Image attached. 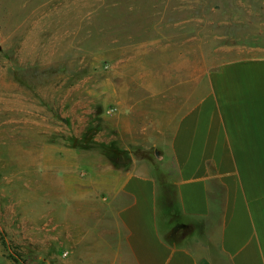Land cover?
Segmentation results:
<instances>
[{
    "label": "rangeland",
    "instance_id": "obj_1",
    "mask_svg": "<svg viewBox=\"0 0 264 264\" xmlns=\"http://www.w3.org/2000/svg\"><path fill=\"white\" fill-rule=\"evenodd\" d=\"M0 46V264H112L114 209L104 192L72 193L89 186L65 152L75 142L104 158L112 142L149 151L164 237L228 264L218 200L194 228L164 223L169 139L207 72L264 55V0H0Z\"/></svg>",
    "mask_w": 264,
    "mask_h": 264
},
{
    "label": "crops",
    "instance_id": "obj_2",
    "mask_svg": "<svg viewBox=\"0 0 264 264\" xmlns=\"http://www.w3.org/2000/svg\"><path fill=\"white\" fill-rule=\"evenodd\" d=\"M206 84L169 139L182 221L194 228L193 220L208 218L218 200L220 253L228 264H264V55L226 59L207 72ZM65 152L89 184L72 193L104 192L110 199L119 226L112 264H203L189 248L164 239L155 167L134 159L123 170L89 149Z\"/></svg>",
    "mask_w": 264,
    "mask_h": 264
},
{
    "label": "trees",
    "instance_id": "obj_3",
    "mask_svg": "<svg viewBox=\"0 0 264 264\" xmlns=\"http://www.w3.org/2000/svg\"><path fill=\"white\" fill-rule=\"evenodd\" d=\"M77 141V140H75ZM102 149L103 155L118 169H123L125 170V166H123L120 163V159H131V156L137 157L142 160H150L149 157V151H142L139 152L138 150L135 151H127L123 150L117 147V145L112 142L109 144H100L98 145ZM73 147L76 148H82V149H90L89 146H80L76 142L73 144ZM176 189V196L170 197L168 190L164 191L163 190V197L165 198L166 206H165V225L167 226L169 232L172 234L178 230V228L186 226L185 223L182 221V213L179 210V200H178V194H177V188ZM159 191V190H158ZM175 203H177V208L175 206ZM159 205H160V197H159V192L157 193V220L160 228V215H159ZM165 241L171 245H173L171 242H169L165 237ZM177 245V244H176Z\"/></svg>",
    "mask_w": 264,
    "mask_h": 264
},
{
    "label": "water",
    "instance_id": "obj_4",
    "mask_svg": "<svg viewBox=\"0 0 264 264\" xmlns=\"http://www.w3.org/2000/svg\"><path fill=\"white\" fill-rule=\"evenodd\" d=\"M0 49H1V46H0ZM157 153V152H156Z\"/></svg>",
    "mask_w": 264,
    "mask_h": 264
}]
</instances>
